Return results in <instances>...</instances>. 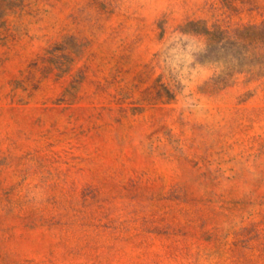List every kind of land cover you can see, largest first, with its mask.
I'll return each mask as SVG.
<instances>
[{
	"label": "rangeland",
	"instance_id": "rangeland-1",
	"mask_svg": "<svg viewBox=\"0 0 264 264\" xmlns=\"http://www.w3.org/2000/svg\"><path fill=\"white\" fill-rule=\"evenodd\" d=\"M264 0H0V264H264Z\"/></svg>",
	"mask_w": 264,
	"mask_h": 264
},
{
	"label": "trees",
	"instance_id": "trees-1",
	"mask_svg": "<svg viewBox=\"0 0 264 264\" xmlns=\"http://www.w3.org/2000/svg\"><path fill=\"white\" fill-rule=\"evenodd\" d=\"M263 41H264V29H263V35H262Z\"/></svg>",
	"mask_w": 264,
	"mask_h": 264
}]
</instances>
